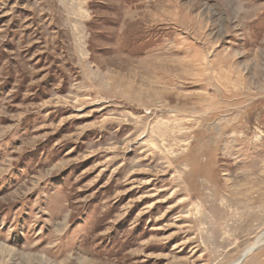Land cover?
<instances>
[{"label": "rangeland", "instance_id": "rangeland-1", "mask_svg": "<svg viewBox=\"0 0 264 264\" xmlns=\"http://www.w3.org/2000/svg\"><path fill=\"white\" fill-rule=\"evenodd\" d=\"M0 264H264V0H0Z\"/></svg>", "mask_w": 264, "mask_h": 264}]
</instances>
